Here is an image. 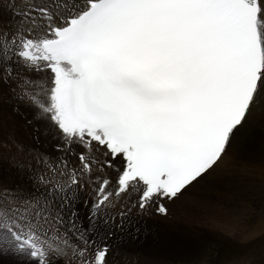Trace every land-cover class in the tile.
Masks as SVG:
<instances>
[{
	"label": "snow or ice",
	"instance_id": "obj_1",
	"mask_svg": "<svg viewBox=\"0 0 264 264\" xmlns=\"http://www.w3.org/2000/svg\"><path fill=\"white\" fill-rule=\"evenodd\" d=\"M23 3L0 85L77 162L0 186V264H137L135 217L167 216L264 115V0Z\"/></svg>",
	"mask_w": 264,
	"mask_h": 264
},
{
	"label": "rangeland",
	"instance_id": "obj_2",
	"mask_svg": "<svg viewBox=\"0 0 264 264\" xmlns=\"http://www.w3.org/2000/svg\"><path fill=\"white\" fill-rule=\"evenodd\" d=\"M19 1L22 2V0H19ZM12 2L13 0H0L1 6L8 5V11H6L4 7L0 8V29L7 30L9 32H11L13 18L14 20L20 19V17L16 15V12L18 10L17 9L14 10ZM8 19H9V22H8ZM13 89H16V90L13 91ZM8 93L9 95L13 94L14 98L16 94L21 95V93H19L18 88L16 87L15 82L11 83L9 86L0 85V153L1 152L4 153V156H6L9 159L11 168H13L12 174L8 178V170H6L8 169V167L5 164L0 162V186L6 187V188H15V187L31 188L34 178L40 174L46 173V169L44 168H47L49 172L50 169L56 168L57 166L59 167L61 164L55 165L54 163L53 166L47 165L46 167H42V170L40 171L39 174H36V175L32 174V171L30 168H28V164H27V162L29 163V160H30V157H29L30 153L32 155V150L30 146L25 145V143L23 142V138L28 135L23 132L22 130L23 126H21V123L19 121H18V125L17 124L14 125V124H11L8 119L9 113L11 116L13 115L10 107L13 108L14 106V102H11V103L8 102ZM1 99L4 101L5 104L1 103ZM8 103L10 106L8 105ZM13 109L15 110V108ZM16 111H17V108L15 112ZM23 114L24 116L22 114L20 115L21 118L23 116V117H26L27 119L26 120L23 119L22 122H25V124L28 125L27 127H29L31 130V127H34L33 121H29V122H26V121L32 118H30V116H28L25 111H23ZM256 120H257V117L255 118L253 122L250 123L248 127H246L247 131L251 132L250 137L248 138L249 141L247 142V144L245 143L244 146L242 147L243 145L242 139L238 137V139L235 141L236 143H234V147H233L234 150L232 149L233 150V152L231 153L232 158L228 157L230 159L228 161L229 167H234L235 162H237V164L240 163L242 167L240 170L244 171V174L246 175H248L249 174L248 172H250L249 175H250L252 182H254V180L257 178L255 174V168L264 167V135H263L264 134V117L260 123H255ZM11 130H13L14 132H11ZM34 132L33 131L31 132L33 136H34ZM8 133L10 135V139H8ZM35 133L38 134V132H35ZM256 133H257V136L258 135L260 136L256 139H253L252 136H254ZM20 137H21V141H20ZM38 138H39V141L40 140L42 141L39 134H38ZM15 141L23 142V144L25 145L26 150L23 154L19 155V153L17 154L15 151H10L9 148L11 144H15L16 146ZM243 141L245 142V138ZM9 142H10V145H9ZM238 144L240 148L237 150ZM52 147L53 145H51V148ZM241 147H242V150H241ZM59 148L60 147H58V149ZM79 151L80 150L78 149L77 152ZM237 151H238V154L236 153ZM10 152L15 153V154L12 155ZM69 155L70 157L74 158V161H76L75 156H73L71 153H68V157ZM61 160L62 161L66 160V157H62L60 161ZM60 161H57V162H60ZM3 168H6V169H4L1 172V169ZM20 169L22 171V174L25 177V181L23 184H22L21 173L17 171V170L20 171ZM246 169L248 172H245ZM224 173L225 172L223 171V169L219 167L217 170L213 171L209 177L204 179L199 185L193 188L190 192L191 194H196V193H201L202 191H207V197H205V201L201 203V207H199V209H192V206L196 205V203L191 202L189 200L188 208H191L192 210H194L195 211L194 214L191 216L184 217V218L182 217L181 219H177L178 221L176 220L177 222L174 224V227L170 231L167 228H165L170 233L167 235H174V232L172 231L177 230L176 227L179 229L178 231L181 232V235L185 234L184 237L186 239L185 238H184L185 240L183 239L184 246L181 245V241L175 247L167 246L168 239H167L165 230H162L161 228H158L156 226L154 228L151 226L152 224L139 223L138 217H136L137 219L135 218L136 223L132 225V227L129 229V231L131 232V235L124 236L123 240L119 241V243H122L125 248H128L130 252L134 254V259L139 264H264V230L263 231L259 230L260 229L259 224H261L260 223V218H261L260 212L262 213L264 212V202L263 200H257L259 193L257 192L258 191L257 189L252 188V185L250 187L251 191L249 192L248 190L247 193H245L246 196L244 195L243 198L241 199L243 202L247 203L248 208L251 209L250 211H252L250 212L249 220L248 221L243 220L244 223H242L239 226H238V223L235 224L237 227L234 226L235 232H233V235L230 236L232 237L231 239L228 238V240H218L215 238L216 239L215 240L212 237H210L211 236L210 233H207L208 236L204 235L206 236L204 238L205 242L202 238L204 236H202L200 239H197V240H200V242H198V245L192 246V242L195 240V238L193 239L188 238V236L196 237L195 236L196 234L193 231L194 229L195 230L203 229V228L210 229L209 227L210 219L208 218V216L211 213L221 211V209L223 208V204L226 206L227 199L225 198V200L222 201L219 198V194L222 193L221 190L226 188L227 179L225 177L224 183H222L221 181L220 182L216 181L218 179L217 177H219L220 175H225ZM249 175H248V181H249ZM229 179L234 184V176ZM257 180L258 179H256L255 183H257V186H258L259 183L257 182ZM241 182H245L242 184V186H239L240 188H242V190L236 191V193H241L243 189L246 188V187L244 188L243 185L247 186V183H248L247 180H242ZM25 183L27 185H25ZM220 183L223 185V187L221 186L222 188H220V185H219ZM205 185H208V186H205ZM255 192L257 193V196ZM254 193L255 195L251 197L252 194ZM188 198L190 197L188 196ZM224 201L226 203H223ZM232 204L235 205V203H232ZM255 204H256V207H255ZM258 206H260V208ZM85 211L86 210H82L81 214L83 215ZM257 215L259 217H257ZM183 219L184 221H182ZM236 221L239 222L238 220ZM87 223L88 221L85 219L84 220L85 226H87ZM166 223L167 222L162 221V224H166ZM177 223L179 225H177ZM202 225H204V227ZM144 228L149 229L150 232L152 230L153 231L149 233L147 230H144ZM239 229L240 230L242 229V231H240ZM154 235H156L155 236L156 239L154 238ZM161 235H166V238H163V236ZM172 242L173 244L174 242L177 243V241L171 240V243ZM206 244L208 245V247ZM218 250H219V253H218Z\"/></svg>",
	"mask_w": 264,
	"mask_h": 264
},
{
	"label": "bare ground",
	"instance_id": "obj_3",
	"mask_svg": "<svg viewBox=\"0 0 264 264\" xmlns=\"http://www.w3.org/2000/svg\"><path fill=\"white\" fill-rule=\"evenodd\" d=\"M12 4H13L14 10H16V9L17 10H22L23 7L25 6L24 3H23V0H22V2L19 1V0H13ZM1 7H4L6 9V11H8V5L7 6H1L0 5V8ZM8 22H9V19H8ZM18 22H19V19L18 20H14V18H13V23H12L11 31L17 26ZM18 90H19V93H21L20 92V89H18ZM21 95H17L16 94V96L14 98V95L13 94H10L9 95V93H8V102H10V103L11 102H14L13 108H15V110L17 108V111H16L17 113H16L15 110L10 107V109L12 110L13 115L11 116L10 113H9L8 114V119H9L10 123L11 124H14V125L15 124L18 125V121H19L21 123V126H23V128H22L23 132L28 135V136H25L23 138V142L25 143V145L30 146L31 147V150H32V155L30 153V156H29L30 157L29 163L27 162L28 168L31 169L32 174L33 175L39 174L40 171L42 170V167H46L47 165L53 166L54 163H55V165L61 164L62 163V160L60 161V159L62 157H66V160H68L70 164L76 163V161H74V158L70 157V155L68 157V153H70V152H68L64 148V141L55 132V130L53 129V127L50 124V122L48 120H46L43 116H41L31 106V104L28 102V100L25 99V98H22ZM19 101H21V102H19ZM1 103L2 104H5L2 99H1ZM8 105H9V103H8ZM23 111H25L27 113V115L30 116V118H32V119H28V121H26V122L33 121L34 127H31V130H30L29 127H27L28 125H26L25 122H22L23 119L24 120L27 119L26 117H23L24 116ZM20 113L23 115L22 118L20 116L21 115ZM263 117H264V115H258L257 116V120H256L255 123H260L262 121ZM31 124H32V122H31ZM31 124H29V125H31ZM255 125H257V124H255ZM8 131H9V129H8ZM32 131L33 132L34 131L35 132H38V134L40 135L42 141L41 140L39 141V138H38V134L37 133L34 132V136H33L31 134ZM11 132H14V131L11 130ZM259 136L260 135L257 136V133H256L254 136H252V138L253 139H256ZM8 139H10L9 133H8ZM20 141H21V137H20ZM23 142L15 141L16 146H15V144H11L10 145V142H9L10 148L9 147L8 148L10 149V151H15L17 154L19 153V155H21L26 150V147L23 144ZM247 142H248V139H247ZM247 142H246V144H247ZM51 145H53L52 148H51ZM58 147H60V148L58 149ZM73 149L77 152L78 149H79V147L74 145L73 146ZM233 150H231L230 153H232ZM10 153L12 155L15 154V153H12V152H10ZM229 157H231V154H230ZM57 158H59V159H57ZM56 160L57 161H60V162H57ZM229 160L230 159L228 158V156H226L224 158V161L220 165V168L223 169V171L225 172L224 173L225 175H220L219 177H217L218 179L216 180L218 182L221 178L225 180V177H226V179H227V186H226V188L223 189V190H221L222 193L219 194V198L222 201L225 200V198L227 199V204H226V206L223 204V208L221 209V211H217V212L211 213L208 216V218L210 219V226L208 225L210 227V229H206L207 232H203V229H205V228H203V229H197V230L194 229L193 230L194 233L196 234L195 235L196 237H190V236H188V238H192V239L195 238V240L192 242V246H197L198 245V242H200V240H197V239H200L202 236L207 235V233H210L211 234L210 237H212L213 239H215V238L218 239V240H228V238L231 239L232 237H230V236H232L233 235V232H235V228H234V226H236L235 224L238 223L239 225H241L242 223H244L245 220L246 221L249 220L250 212H252V211H250L251 209L248 208L247 203L246 202H243L241 199L243 198V196L245 195V193H247L248 190H249V192L251 191L250 190L249 181H248V175L250 174V172H248L247 169H246L245 172H248L249 174L248 175L244 174V171H241L240 170L242 168L241 165H240V163L237 164V162L234 163V167H229V164H228L229 163L228 162ZM0 162L3 163V164H5L8 167V169H6V168L1 169V172L4 169L8 170V178H9L11 176V174H12L13 168H11L10 163H9V159L6 156H4V153L3 152L0 153ZM44 169H46V173H48V169L47 168H44ZM17 171L21 173V176H22V184H23L24 181H25V177L22 174L21 169H20V171L19 170H17ZM255 174L257 176L256 179L259 180V181L257 180V182L259 183L258 186H257V188H258V191L257 192L258 193L260 192V195H259V199L258 200H263V202H264V167L255 168ZM209 176H207V177H209ZM233 176L236 178V180H238V184L245 183V182H241L242 180H247V182H248L247 183V186L246 185H243V187L244 188L246 187V188L243 189V191L241 193H236V190L233 189L234 184L229 179V178H231ZM25 185H27V184L25 183ZM219 185H222V184L220 183ZM239 190H242V188H240ZM252 191H253V189H252ZM255 193L252 194L251 197H253L255 195ZM83 195L87 198V193H83ZM188 196L190 198H188ZM238 196H240V197H238ZM256 196H257V193H256ZM205 197H207V191H202L201 193H196V194L188 193V195L185 197V199L183 201H181L177 205H171V210L173 212H175L177 216H182L183 218L184 217H187V216H191L195 212L192 209H199V207H201V203H203V201H205ZM189 200L191 202H195L196 203V205H193L192 206V209L191 208H188V206H189ZM223 203H226V202L224 201ZM232 203H235V205H233ZM194 206H195V208H194ZM255 207H256V204H255ZM258 207L260 208V206H258ZM189 209L192 210V211H190ZM260 213H261V218H260V223L261 224H259L260 225L259 226L260 227L259 230L260 231H263L264 230V212L263 213L260 212ZM166 217H169V216H166ZM166 217L154 216V217L151 218V216H149V218H148L147 216H144V217L143 216H139L138 217L139 218L138 222L139 223L152 224L151 225L152 227L155 228V226H156L158 228H161L162 230H165V228H167L170 231L174 227V224L178 220L177 221L176 220L169 221L166 224H162L161 222H158V220H165ZM257 217H259V216L257 215ZM142 218H144L145 220L142 219ZM146 218H148V219H146ZM236 220H238L239 222H237ZM182 221H184V219ZM202 226L204 227V225H202ZM241 228H243V227H241ZM176 229H178V228L176 227ZM173 230H175V229H173ZM178 230H175V231H172V232H174V234L176 236L182 238V241L183 242L181 241V245H183L184 240L186 239L184 237L185 234H182L181 235V232H179ZM240 231H242V229ZM159 235H160V233H159ZM155 236L156 235H154V238L156 239ZM161 236H163V238H166V235H161ZM171 240L172 241H176V239H171ZM171 240L169 241V239H168L167 246L175 247V245L173 244V242L171 243ZM207 247H208V245H207ZM134 253H136V252H134Z\"/></svg>",
	"mask_w": 264,
	"mask_h": 264
},
{
	"label": "built area",
	"instance_id": "obj_4",
	"mask_svg": "<svg viewBox=\"0 0 264 264\" xmlns=\"http://www.w3.org/2000/svg\"><path fill=\"white\" fill-rule=\"evenodd\" d=\"M238 226H239V224H238ZM203 238V237H202ZM204 242H205V240H204ZM181 249H182V247H181Z\"/></svg>",
	"mask_w": 264,
	"mask_h": 264
}]
</instances>
